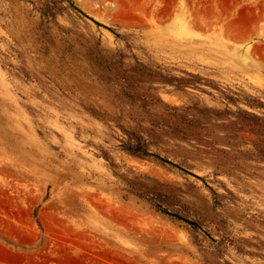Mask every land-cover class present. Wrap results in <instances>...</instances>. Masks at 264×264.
Listing matches in <instances>:
<instances>
[{"label": "rangeland", "instance_id": "rangeland-1", "mask_svg": "<svg viewBox=\"0 0 264 264\" xmlns=\"http://www.w3.org/2000/svg\"><path fill=\"white\" fill-rule=\"evenodd\" d=\"M0 264H264V0H0Z\"/></svg>", "mask_w": 264, "mask_h": 264}, {"label": "trees", "instance_id": "trees-1", "mask_svg": "<svg viewBox=\"0 0 264 264\" xmlns=\"http://www.w3.org/2000/svg\"><path fill=\"white\" fill-rule=\"evenodd\" d=\"M127 141L123 144L125 150L138 155H147L146 142L141 135L136 132H127Z\"/></svg>", "mask_w": 264, "mask_h": 264}, {"label": "bare ground", "instance_id": "bare-ground-1", "mask_svg": "<svg viewBox=\"0 0 264 264\" xmlns=\"http://www.w3.org/2000/svg\"><path fill=\"white\" fill-rule=\"evenodd\" d=\"M256 80V79H255Z\"/></svg>", "mask_w": 264, "mask_h": 264}]
</instances>
